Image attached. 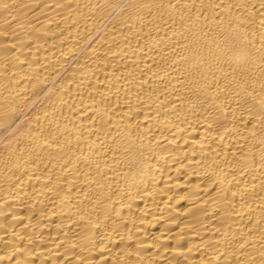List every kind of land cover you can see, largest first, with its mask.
<instances>
[{
    "label": "bare ground",
    "instance_id": "6f19581e",
    "mask_svg": "<svg viewBox=\"0 0 264 264\" xmlns=\"http://www.w3.org/2000/svg\"><path fill=\"white\" fill-rule=\"evenodd\" d=\"M0 264H264V0H0Z\"/></svg>",
    "mask_w": 264,
    "mask_h": 264
}]
</instances>
